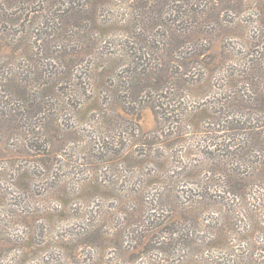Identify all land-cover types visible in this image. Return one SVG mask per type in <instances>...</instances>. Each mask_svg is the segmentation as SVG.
<instances>
[{
  "label": "trees",
  "instance_id": "16d2710c",
  "mask_svg": "<svg viewBox=\"0 0 264 264\" xmlns=\"http://www.w3.org/2000/svg\"><path fill=\"white\" fill-rule=\"evenodd\" d=\"M44 3L47 18L51 13L55 15L56 9L57 12L61 10L62 14L54 16L60 26H50L51 18L47 19V26H33L36 21L45 20V14L32 9L40 4L39 0H23L24 10L32 15L33 23L18 26L17 22L6 20L16 25L12 27L14 29L0 28V53L5 54L3 59L0 58L3 61L0 64V117L7 116L5 118L14 127L25 133L30 142V152L26 155L33 157L34 162L26 172L23 168L15 170L18 173L15 177L17 189L33 194L31 197L44 196L48 191L65 196L67 187L61 184L65 180L51 184L46 178L54 177L56 157L68 155L67 152L63 154L60 147L67 139L73 141L80 136L77 124L82 123V117L93 113L94 117L104 118L105 134L107 127L127 123L129 136L125 137L132 139L137 111L150 107L155 111L158 127L138 134L144 146L139 151L140 157H134L135 150L132 152L126 146L122 150L125 156L121 163L125 170L131 169L130 164L141 169V179L137 184L134 182L136 187L127 188L136 209L131 210L128 204L122 208L128 219V223L123 224L125 228L130 225L126 231L132 234L134 244H129L128 240L126 245L120 243L118 247V233L126 231L121 232L122 223L107 215V228L115 227L113 231L107 229V240L112 241V247L123 248L127 258L134 257L137 261L147 257L150 264L172 263L180 255L177 242L184 245L187 257L182 264H198L196 257L209 252L237 256L228 261H221L219 257L207 258L211 264H264L257 258V251L263 248L253 246V242L246 252L239 250L241 254L236 255L238 251L234 250L237 246L234 240L243 242L256 234L264 236L263 218L258 216L257 210L249 208L253 199L250 190L264 188V179L256 184L248 181L256 172L264 173V0H85V8H80L76 0H45ZM20 5L15 4L18 8ZM106 7L109 9L107 21L103 19ZM250 8L257 11L253 15L257 26L246 40V51H238L240 58L234 50H229L228 58L218 54L211 37L221 36L224 29H236L234 37L243 38L241 32L247 28V21L240 20ZM118 9L124 11L120 16ZM17 30L19 37L16 38ZM9 31L11 41L4 43ZM106 35L109 36L107 50L103 44ZM118 41L121 44L117 45ZM117 46L121 48L112 51ZM112 52L114 56H111ZM104 57L107 61L101 69L99 64H94V59ZM87 59L92 67L82 74ZM122 62L124 66L120 70L116 64ZM222 72L223 75H219ZM212 90L221 92L215 99L203 101ZM119 110L125 112V118ZM65 111L73 113L69 119L75 124L65 122ZM108 111L111 117H107ZM173 112L179 113L177 120L172 118ZM171 121L174 123L171 132H164L162 127ZM114 133L112 131L107 137L112 140ZM151 133L156 135L150 136ZM183 135L205 136L200 140L205 142L200 144L205 154L200 162L190 158L186 170L176 174L194 178L206 169L218 175V179L208 178L204 190L191 197L190 204L186 205L182 203L184 197L178 190L179 185L173 186L176 180L171 179L178 176L169 172L171 163L175 165L174 156L165 154L176 145H184L186 138H181ZM111 140L107 143L112 144ZM107 147L103 145L105 152L97 149L93 154L91 151L95 146L90 145L86 156V165L93 171L88 185L94 184L97 189L110 188L102 175L99 180L97 163L108 162L116 167L120 162L117 159L122 155L113 147ZM156 149H163L164 153H157ZM190 153L185 152L181 157L188 158ZM11 164L15 166V163ZM162 175L167 184L170 183L165 187V197L159 193L155 198H147L144 190L159 181ZM36 178L45 183L35 185ZM213 184L220 187L216 194L207 189ZM57 200H61L60 196ZM231 200H238L239 207L236 208ZM124 201L126 204L128 199ZM154 202H158L157 206ZM162 206L166 208L162 214L157 215L156 210L151 214L153 207L158 210ZM213 207H217L215 212L222 218L204 219L205 212L213 215ZM243 214L248 218L244 223L240 218ZM94 233L98 238L93 237L91 242L62 240L60 255L43 253L42 243L34 234L25 235L27 240L22 239L23 242L16 246L17 253L7 254L3 243L10 240L0 238V264H27L29 261L35 264H84L77 259L79 244L102 246L100 229L95 228ZM199 233L206 235L200 237ZM153 250H158L156 256L150 255ZM127 261L131 260L128 258Z\"/></svg>",
  "mask_w": 264,
  "mask_h": 264
},
{
  "label": "rangeland",
  "instance_id": "374dc122",
  "mask_svg": "<svg viewBox=\"0 0 264 264\" xmlns=\"http://www.w3.org/2000/svg\"><path fill=\"white\" fill-rule=\"evenodd\" d=\"M44 1L39 0L40 4H36V7L33 6L32 9L41 10L42 12H44L43 14H45V16L43 17H45L46 19H41L40 22L36 21L33 26H47V24L49 23L47 19L49 18H51L50 20L52 22L50 26H53L55 24H58L60 26V22L58 21V19H54V16H57L56 14H62L61 10L57 12L56 9L54 12L55 15L51 13L50 17L47 18L46 14L48 12L46 10H43L47 7ZM22 2L23 0H0V28L5 29L6 31L8 29H11L13 26H16L12 23H7L6 20L17 22L19 23L18 26H29V24L33 23L34 20H31L32 15L29 16L27 11L24 10L25 5H23ZM84 2L85 0H76V3H79L81 5L80 8H85L83 5ZM17 3H21V8L15 6V4ZM122 10L123 9L117 10L118 16H120V12H124ZM107 11H109V9H107L106 7L104 15L105 17L103 18L106 19V21ZM256 12L257 11L255 8H250L249 12L247 11V13L241 16L242 20L240 21H247V24H245L247 28L244 27L241 32L244 33L243 38L238 39L237 37H234L236 29H224L221 32V36L217 34L211 37L214 49L218 54L220 53V55L227 56L228 58L229 50H234L237 57L240 58L238 51H246V40L250 39V36L253 33L252 31L254 30L255 26H257L255 22L256 18L253 17ZM36 13L37 11H35V14ZM227 27L229 28V26ZM17 28L21 29L20 27H16L15 29ZM16 32L17 38L19 37L18 30ZM223 34H225V36L222 38ZM117 35L119 36V33H117ZM107 39L109 40V36L106 35L103 42L106 50ZM10 41L11 36L9 31L7 33V37L4 39V43H10ZM119 44H121V41L117 42V45ZM120 48L121 47L117 46L112 51H117ZM221 51L223 52L221 53ZM114 54L115 53L112 52L111 56H114ZM0 55V58L3 59L5 54L0 53ZM104 61H107V57H104L102 59H94V64H99V67L103 69L105 64L103 63ZM0 64H3L2 60H0ZM116 66H118V68H120L121 70L124 66V62L118 63V65L116 64ZM91 67L92 65L89 63V59L85 60L82 66V74L86 72L88 73L89 70H91ZM223 73L224 72L219 73V75H223ZM215 84L217 83L215 82ZM220 92V90H212L208 92V95L204 97L203 101L207 102V100L215 99V95H218L217 93ZM106 96L107 94H105V101L107 100ZM192 105H197V103H192ZM141 109L137 111V126L134 125L136 127L135 135H130L132 139H128L127 137H125L129 136V132L127 133L128 129L126 131L127 123L125 122V124L114 126L112 125L110 127H107V134H110L112 131L115 132L114 136H111L113 137V139L111 140V138L109 139V137H107V134L104 133L105 130L103 128H106V124L103 121L104 118H101L99 116L94 117L92 115L93 113L87 114L82 117V123L77 124L79 125V129L81 130L80 136L78 135L77 139L73 141H70L71 139H67L66 144L60 147V150H63V154L67 152L68 155L56 157V163L52 171L54 177L56 178H46V180H48V182H50L51 184H53V182H58L60 179L65 180L64 182H61V184H63L62 187H67V194L65 196H61L60 193H58V196H56V191H54L55 195L49 194L48 191V193H46L44 196L36 194L34 195V197H31L33 194H28L23 192L22 189H17L15 177L18 173L15 170L17 168H23V170H25L26 172V170L34 165V162L32 161L33 157H31L30 155H26V152H30V149L28 145L29 141H27L28 137H26L25 133H22L19 128L14 127L11 121L8 118H5L7 116L0 117V238H8V240L11 241H5L3 243L4 247L6 248L7 254L9 253L13 255L14 253H17L18 250L16 246L21 244L20 242H23L22 239L24 241L27 240V238L24 239V237H26L25 235L34 234L35 238H37L40 243H42L41 250H43V253H56L60 255L63 252V249L60 248L62 240H66L68 242L86 240L88 242H91L93 237L98 238L94 233L95 228H98L103 234L99 235V240L102 242V246L95 248L84 243L79 244L77 249V259L79 258L81 262H85L88 264H150L149 262H147L148 258H141L139 253L136 254L140 257L138 261L134 257L130 256H128V258L131 261H127L128 258L126 250H123V248H118L120 246V243L126 245L128 240H130L129 244H134L131 240L132 234L128 233L129 231H126L127 229H129L130 225H127L125 228V224H123V222L125 221L128 223V219L126 218V214L122 212V208L128 204V206L131 207V210L136 209L135 202L128 190L131 188H135L136 185L134 184V182H136L137 184L141 179L140 167H134L132 164H130L131 169H126L127 171L125 170L124 164L121 163L123 162V156H125L122 150L126 146L128 147V149L131 148L132 152L133 150H135V153H133L134 157H140L141 153L139 151L143 150L144 146L141 144V140L139 139L140 137L138 136V134L141 135L145 132H151L158 127L155 118V111L150 107H144L142 110ZM119 114H121V116L125 118V112L119 110ZM72 116L73 113L71 111H65L63 113L65 122L69 124H75V121L73 119H69L72 118ZM107 117H111L110 111H108ZM172 118L177 120L179 118V113L173 112ZM68 119L70 121H68ZM172 126H174L173 121H171L170 123L167 122L162 128H164V132H171L173 128ZM154 135L156 134H150V136ZM184 137L186 138L187 143L185 142L184 145H176L171 150H168V153L166 152L165 154L169 157L174 156L172 160L175 165L171 163L172 170H170L169 172L173 176H178V178L173 177L171 179L176 180V183L173 184V186L179 185L178 190L184 197L182 198V203L186 205L190 204L191 201L189 200L191 197L198 196V194H200L204 190L203 186L207 185L206 181L208 180V178L210 180H214L215 178L218 179V175L211 174L206 169H203L200 172V175L194 178H187L186 176L184 177L182 175L179 176L176 174L177 172L186 170L185 165L190 160V158L197 162H200L203 160V155L205 154L203 153L202 148H200L202 147L200 144H205V142L200 141L201 139H204L205 136L183 135V137L181 138ZM104 140L106 142H104ZM109 140L112 141V144L107 143V141ZM102 144L105 145V148L106 146L113 147L114 150H118L122 155L117 159V161L120 162L116 167L110 166L108 162L97 163L99 180L101 181L100 176L102 175L103 180H106L105 184L109 185L110 187H102L97 189V187H94V184L88 185L89 177L91 178V174L93 171L89 166L86 165V162L88 161L86 159V156H88V148L90 145L95 146V148L91 151L93 152V154L97 153V149H100V152H105L102 149ZM158 149H156L157 153H164L163 149H161V151H158ZM189 151L191 152L190 157H181L182 155L185 156V152L187 153ZM216 154L218 153L216 152ZM11 162L15 163L14 167L11 166ZM23 170L22 172H24ZM261 173L262 172H256L255 174L250 176L248 178L249 183L256 184L259 183L260 180L262 182V180L264 179V173ZM107 180H109L110 182H107ZM165 180L166 178L162 175V178L159 181L153 183L149 188H146L144 190V194L146 195V197L148 198L150 196L155 198L159 196V193H163L165 197L167 192L165 187H168L170 184H167ZM172 180L170 182H172ZM44 181L45 180L41 178H36L35 185L41 186L45 183ZM55 187L56 186H54L53 188ZM35 189L37 190V187H35ZM120 189L121 192L119 191ZM207 189H209L211 193L216 194L218 190H220V187H216L215 184H213L211 188ZM250 193L253 196V199L251 200L253 203L251 202V206H249V208L257 210L258 216H260L264 220V188L255 187V189L253 188L250 190ZM128 195L130 196L129 198ZM59 196L61 198L60 201L57 200ZM126 199H128V202L125 204L124 200ZM197 199H199V197H197ZM61 202H66L67 204L62 205L60 204ZM231 202L232 204L236 205V208L239 207L238 200H231ZM156 203L158 204V202H154L153 204L157 206ZM154 207L150 211L151 214L154 213L155 210L157 215L162 214L164 211H166V208L163 206L158 210ZM216 210L217 207H213L211 209V213L213 215L205 212L203 218L209 219L212 216L216 217L218 215V213L215 212ZM107 215L113 217L115 221L119 220V224L122 223V226H119L121 232L126 231V233H118L119 245L116 248L112 247V241L107 240V229L109 231H113V229H115L114 225H111L109 228H107ZM244 215L245 214L240 216V218L243 220V223L244 221H246V219H248ZM217 217L222 218V215L220 214ZM262 225L264 226V224ZM131 227H134V225H131ZM127 233L129 236L127 235ZM205 235L206 233H199L200 237ZM13 240H15V242ZM160 240L163 241L164 239L161 238ZM46 242L49 244L46 245ZM234 242L237 243V246L234 249L238 251H235L236 255L241 254L239 250L246 252L247 249L252 248H248L251 242H253V246L256 245L259 248H263V250L259 249L257 251V258H259L261 261H264V236L262 234H256V236H254L253 238H247L246 241L243 242H240L239 239L234 240ZM176 247L179 248L180 255L177 258H174L172 260V263L170 264H182L187 260V257L185 256L186 253L183 251L184 245L180 242H177ZM157 254L158 250H153L150 252V255L152 256H156ZM211 257H219V260L221 261L237 259V256L211 252H209L205 256H198L196 258L199 259L198 264H211V261H209L210 259H207ZM7 263L10 264V262ZM31 263L35 264L31 261H29V263L27 264Z\"/></svg>",
  "mask_w": 264,
  "mask_h": 264
}]
</instances>
